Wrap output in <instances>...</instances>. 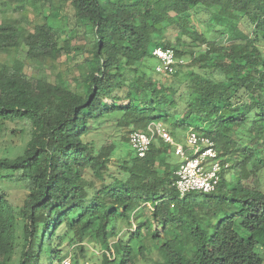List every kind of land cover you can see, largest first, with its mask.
<instances>
[{"label": "trees", "instance_id": "obj_1", "mask_svg": "<svg viewBox=\"0 0 264 264\" xmlns=\"http://www.w3.org/2000/svg\"><path fill=\"white\" fill-rule=\"evenodd\" d=\"M55 1L0 0V10L44 13ZM59 1L67 29L54 11L33 29L0 24V54L25 55L0 62V137H27L0 156V264H78L94 242L103 264H137L150 246L163 264H264V0ZM156 47L184 61L172 83L148 62ZM63 57L82 60L77 90L25 72ZM151 123L178 142L179 130L214 141L229 164L216 192L181 198L182 161L160 138L135 154L130 134Z\"/></svg>", "mask_w": 264, "mask_h": 264}, {"label": "rangeland", "instance_id": "obj_2", "mask_svg": "<svg viewBox=\"0 0 264 264\" xmlns=\"http://www.w3.org/2000/svg\"><path fill=\"white\" fill-rule=\"evenodd\" d=\"M12 4V3H11ZM1 7V6H0ZM17 4H12L7 10L1 11L0 10V24L8 23V22H19L23 27H27L29 29H33L36 24H40L44 22V16L49 15L51 12H58L60 13V17H54L52 19V23L56 27H60L63 29H67L66 21L63 18V16H71V12H68L67 8L62 5V3L59 0L55 1V7L53 10L47 9L44 13H41L40 9L32 8L27 6L24 10H18L16 9ZM199 17L201 20H207V16L204 14H200ZM196 27L199 30H204V28L198 23H195ZM221 27H219L220 29ZM78 45H82L83 43L87 42L81 36L77 41ZM24 53L22 51H18L17 49H11L7 52L0 54V62H12L14 59L18 58L20 60H24ZM81 59L77 60H67V57H63L58 62L49 61L45 65L43 64H27L25 68V72L31 75L35 76H41L43 72H47L50 79H54L57 74H60L66 81L67 85L72 88L73 90H77L78 86H76V82H74V78H76L79 75V69L77 67V63L81 62ZM148 62L151 64V67L154 72L155 66L158 64V60L155 58H150ZM186 64H189V61H186ZM162 81L164 83H172L174 81V78L162 76ZM168 132L170 133V126L168 123H163ZM11 128H15V125L10 124ZM188 131L179 130L178 133V139L180 142L175 140L178 143H181L183 145H186V136ZM96 132L92 133V137L94 138H103L105 140L108 139L107 134H103V136H95ZM113 136H119L118 133L113 134ZM174 138V137H173ZM4 141L9 142L8 144H5ZM27 142V137L23 139L20 135H17L13 138L4 136L0 137V156L2 157H13L16 156V154H19L21 149L25 146ZM6 147V148H5ZM179 161H182L179 159ZM8 192L11 194V198L14 201H19L24 197L23 190L15 184H6L5 185ZM145 216H149V212H144ZM147 233L146 230H144V234ZM123 234L122 236H124ZM126 236V235H125ZM127 240V237H126ZM113 243V242H112ZM113 245V244H112ZM150 253H147V259H143L141 257L138 258L137 264H163L164 260L162 256L160 255L159 251L156 249L155 246H150ZM260 252L264 255V249H261ZM103 254H106V251H104L97 243H90L87 245L84 253L79 252L78 253V264H103Z\"/></svg>", "mask_w": 264, "mask_h": 264}, {"label": "built area", "instance_id": "obj_3", "mask_svg": "<svg viewBox=\"0 0 264 264\" xmlns=\"http://www.w3.org/2000/svg\"><path fill=\"white\" fill-rule=\"evenodd\" d=\"M152 54L158 60L155 71L162 75H173L178 67L184 64L171 48L156 47ZM157 138L174 146L176 155L182 160L174 185L181 198L193 192L204 194L216 192L221 181V173L229 164L222 165L211 138L191 130L187 133L186 145H183L174 140L163 123H151L146 130L130 134V145L135 154L143 158ZM62 264H73V260L69 256Z\"/></svg>", "mask_w": 264, "mask_h": 264}]
</instances>
